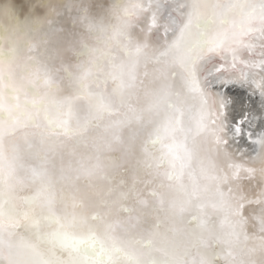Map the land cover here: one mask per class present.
Returning <instances> with one entry per match:
<instances>
[{"label":"bare ground","instance_id":"bare-ground-1","mask_svg":"<svg viewBox=\"0 0 264 264\" xmlns=\"http://www.w3.org/2000/svg\"><path fill=\"white\" fill-rule=\"evenodd\" d=\"M208 17L215 23L206 42L202 32L195 41L193 19L203 23ZM193 41L196 55L206 47L192 66L197 90L176 75L177 63L187 65L185 48ZM259 66L264 69V0H0V200L6 211L15 202L38 211L50 207L56 216L74 219L80 234L93 231L112 250L105 264H150V251L134 243L140 235L128 223L134 217V211L128 215L130 205L144 209L153 198L141 195L145 186L156 206L181 222L175 230L181 250L192 241L185 220L195 214V234L204 250H194L185 264L209 263L207 247L220 236L218 221L205 222L202 202L190 195L192 177L180 142L166 148L156 124L168 103L182 108L179 122L187 109L202 106L218 132L215 160L223 190L255 198L264 183L234 176L246 177L244 170L260 150L252 154L233 142L226 131L228 98L205 79L215 70L224 81L244 83L242 72L254 75ZM63 74L67 87L54 90L63 87ZM66 126L80 133L46 131ZM92 173L104 176L103 189L81 184ZM107 178L121 199L116 204L110 190L104 193ZM74 179L79 191L67 186ZM160 188L168 195L160 196ZM132 190L140 196L132 197ZM121 205L124 214L117 210ZM29 238L5 224L0 250ZM130 250L135 257L127 261ZM221 257L227 264L228 251Z\"/></svg>","mask_w":264,"mask_h":264},{"label":"water","instance_id":"water-1","mask_svg":"<svg viewBox=\"0 0 264 264\" xmlns=\"http://www.w3.org/2000/svg\"><path fill=\"white\" fill-rule=\"evenodd\" d=\"M201 21H202V19H197V18L193 19V22L190 26V29H191V31L196 30L195 41H197L199 39V35L202 32V33H204L203 42H206V37H208V33L211 32V30H212L211 27L213 26L215 21H213V19L210 17H208L206 20H204L203 23ZM223 24H225V23L223 22ZM75 37H76L77 41L80 40V37H78V36H75ZM195 44H196V42L193 41L192 43L187 45L185 48V50H187L186 54L188 56L187 65L184 68H181V65L179 63H177V65H176L177 70L180 72V73H177L176 75H180L179 77H182L184 82H186V84L193 86V90H197V89H195L194 84H193V82H195V80H194L195 76H194V71L192 70L193 69L192 66H193V64L198 62L199 56L206 51V47H205V49L203 48L201 50L202 51L201 54L196 55L197 47H195ZM208 46H209V44H208ZM89 54H90V50H89ZM74 58L75 57L72 54L70 59H74ZM202 58L203 57H201V60H202ZM81 59H79L78 61H80ZM201 60H199V61H201ZM261 67H263V66H259L255 72V73H257L258 77H256L255 73L253 75V74L249 73L248 71H246L245 73L242 72L240 80L243 79V81H245L244 83H242V82L241 83H234L232 81H224L222 79V76L220 74H218L217 71L210 70L206 75L205 84L208 85L209 88L218 90L219 93L224 94V95H225L224 89H226V88H236V89L242 90L246 93V95L248 97H251L254 101H260L261 102L260 104L259 103L255 104L256 108L264 107V69ZM183 70L186 71V73H184ZM67 82H68L67 77L65 74H63V81H62L63 87H60V85H58L57 87H54L53 89L56 90V89H60V88H66ZM69 91H70V93H74V92H71L70 89H69ZM225 96L228 98V102H229V106H230L231 105V98L227 95H225ZM247 107H248V103H247V100H245V109H247ZM180 110H182V108L179 106L173 107V105H171L170 103L166 104L165 112H164V114L161 115L160 122H158L156 124L157 125L156 129L158 131V132H156V134L161 137L162 142L166 143V148H171V147H174L176 145L179 146V142L181 140V137L175 138L173 136H170L169 130H170L171 125L177 124L179 122V118L181 116ZM96 122H97V120L91 122V124H95ZM158 125H159V127H158ZM242 126H243V131H244V139H243V141H240V139L237 136V133L235 131V128L237 127V125H236V123L231 122L230 111H229V115H228L227 122H226L227 133L231 136V138L235 144H238L239 146L244 147L249 152L254 154L258 148L256 145H254L252 143V141L259 138L262 134H264V133H261L258 130H256L257 129V118H256L255 114L250 113L248 111H245L242 114ZM35 128H36V126H35ZM46 131H49V134H55V135L62 134L65 136H72L73 134L76 135L77 133H80V131L77 132V129L73 128L72 126H66V127H62V128L57 127L55 129H49ZM249 131L253 132V136L250 139H249V135H248ZM158 142L161 143L160 140H158ZM153 146H155L154 143H153ZM251 149H253L254 151H251ZM89 169H91V168H89ZM150 170H151L150 171L151 174L154 176L155 175L154 172H152V169H150ZM175 171H176L175 168L173 171H170L171 176H172L170 178L171 180H174V177H176ZM91 172H92V170H91ZM91 176H92L91 178H88L87 176H85L84 179H82V180L80 179L81 184L83 186H88L89 183H92V185L96 188L95 190H98L97 188L100 184V188L103 189L104 186H103L102 182H103L104 176H102L100 178L101 175H99L98 173H97V177H95V175L93 173L91 174ZM49 177L54 178V175L49 176ZM75 179L71 183L67 184V186L75 188L79 191L80 189L74 185ZM116 179L118 181V178H116ZM64 180L65 179H63V180L61 179L62 182ZM76 180L78 181V179H76ZM78 182L80 183V181H78ZM63 184H66V183L63 182ZM105 184L109 187L108 188L105 187L106 190L104 191V193H108L107 190H110V193H108V194L111 195L113 203L116 204V203L120 202L121 199L119 198V200H117V197L114 196L116 188H114V184H113L112 179L107 178V182ZM68 187H66L67 192H70V193L74 192L73 190L69 189ZM48 191H49V189H48ZM141 192H142L141 195H144L145 197L150 195L153 198H151L150 203L144 209H142L140 206H138L137 203H136L137 205L132 203L130 205L128 215H130L134 211V217H131L130 219H128V223L130 225L133 224L132 227L134 229H137L138 233L140 235V236H137L136 238H134V243L139 241V243L142 244V249H145V251H150L149 256L151 258L148 261V263H150V264H172L171 261H175L174 264H185V263H188L191 261L193 255H194V250H196V251H199L202 249L204 250V248L201 245V242L198 240L197 235L195 234L196 233L195 230L197 228V225H196L197 224V217L195 216V214H193L192 216H190V218L185 220L184 228H186V234L191 237L192 241L190 240V246L187 247L186 250L185 249L181 250L182 247L180 244V240H178V236L176 235L177 233L175 232V230L176 231L180 230V228H181L180 223L181 222L180 223L176 222V217H175V214L173 212L166 211V210L162 209L161 207L156 206L154 195L147 192L145 190V186L141 189ZM158 193L161 196V195H164L166 193V191L164 189L160 188L158 190ZM129 194H131L132 197L134 195L140 196V194L135 190L130 191ZM167 195L168 194L166 193V196ZM167 199H169V198L167 197ZM87 201L90 202L89 199H87ZM41 204H42V207L45 205L44 202H41ZM121 206H122L121 210H120V208H117V210H119V212H121L120 214H122V213L124 214V211H127V209H125L123 205H121ZM165 212H166V215H164ZM167 219H170V221H167ZM94 220H96V219H94ZM107 221L110 222V220H107ZM146 231H149L148 232L149 234H145ZM15 233L19 234V236H23V235L27 234V232H25L23 228H21L20 231H15ZM139 239H141V241ZM204 239H207V238H204ZM209 246L207 248H208V250H211L212 253H211V259H210V261L208 260L209 263H207V264H221V262H222L221 261V259H222L221 255H222V253H225L226 251H228V249L226 248V246L222 242L220 236L216 239H211L209 241ZM168 248H170V249H168ZM159 251L162 252V255L159 254ZM168 251H169V253H166ZM170 251H173V253H171ZM126 252H127V254H126L127 261H130L131 258L135 257V251L130 250V251H126Z\"/></svg>","mask_w":264,"mask_h":264},{"label":"clouds","instance_id":"clouds-1","mask_svg":"<svg viewBox=\"0 0 264 264\" xmlns=\"http://www.w3.org/2000/svg\"><path fill=\"white\" fill-rule=\"evenodd\" d=\"M169 135L184 138L180 153L192 177L190 195L202 202L205 222L217 219L220 238L229 253L227 264H264V189L255 198L223 190L222 171L215 160L218 132L202 106L187 109L183 120L170 126ZM252 143L261 154L244 170L246 177L236 174L234 179L258 177L264 183V134ZM233 250L239 251L233 255Z\"/></svg>","mask_w":264,"mask_h":264},{"label":"snow or ice","instance_id":"snow-or-ice-1","mask_svg":"<svg viewBox=\"0 0 264 264\" xmlns=\"http://www.w3.org/2000/svg\"><path fill=\"white\" fill-rule=\"evenodd\" d=\"M224 93L231 98L230 120L237 125L235 131L240 141L244 139L242 114L245 111L255 114L256 130L264 133V107H255L261 102L236 88H226ZM248 135L250 139L253 132L249 131ZM5 224L14 233L23 228L30 238L0 250V264H105L111 256L112 250L95 232L80 234L74 219L56 216L50 207L38 211L35 207L11 202L6 211L5 202L0 200V227Z\"/></svg>","mask_w":264,"mask_h":264}]
</instances>
